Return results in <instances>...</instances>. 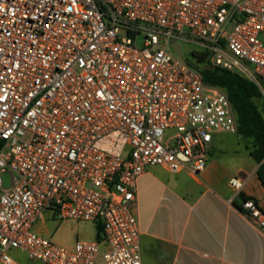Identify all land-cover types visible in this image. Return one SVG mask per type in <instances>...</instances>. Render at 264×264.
Wrapping results in <instances>:
<instances>
[{"label":"built area","instance_id":"2783aa9c","mask_svg":"<svg viewBox=\"0 0 264 264\" xmlns=\"http://www.w3.org/2000/svg\"><path fill=\"white\" fill-rule=\"evenodd\" d=\"M175 42L205 51L193 64ZM206 66L248 79L264 103V0H0V264H21L13 251L27 264H141L138 178L199 175L214 135L239 137ZM240 208L264 233L257 202ZM46 213L99 224L100 237L56 245L32 231Z\"/></svg>","mask_w":264,"mask_h":264},{"label":"crops","instance_id":"0c3cea01","mask_svg":"<svg viewBox=\"0 0 264 264\" xmlns=\"http://www.w3.org/2000/svg\"><path fill=\"white\" fill-rule=\"evenodd\" d=\"M228 135H214L199 175L187 167L170 173L153 166L138 178L141 264H264V233L240 208L252 198L264 212L258 166L249 156L251 145L241 158L227 155ZM234 179L239 189L230 185Z\"/></svg>","mask_w":264,"mask_h":264},{"label":"trees","instance_id":"16d2710c","mask_svg":"<svg viewBox=\"0 0 264 264\" xmlns=\"http://www.w3.org/2000/svg\"><path fill=\"white\" fill-rule=\"evenodd\" d=\"M202 78L206 85L227 95L236 115L239 137L251 140L249 156L258 166L256 178L264 188V116L259 110L261 98L256 86L237 73L212 66L203 68ZM95 229L99 239L101 226L97 224Z\"/></svg>","mask_w":264,"mask_h":264},{"label":"rangeland","instance_id":"374dc122","mask_svg":"<svg viewBox=\"0 0 264 264\" xmlns=\"http://www.w3.org/2000/svg\"><path fill=\"white\" fill-rule=\"evenodd\" d=\"M181 49L188 61L193 64H196L198 61L193 52L205 51L204 48L192 42H182ZM258 106L262 116H264V103L259 101ZM223 142L229 147L227 155H234L238 158H241L247 148L251 145L250 140L242 139L236 135L226 136ZM3 182L5 188L10 187L11 182L8 174L3 175ZM44 218V222L37 220L34 223L32 231L42 235L46 239L51 240L53 243L61 247L71 249L78 240L92 241L96 238L95 224L92 222L72 220L60 221L57 220V217H55L54 220L51 218L50 213H46ZM11 256L18 260L21 264H27L24 254L13 251L11 252Z\"/></svg>","mask_w":264,"mask_h":264},{"label":"water","instance_id":"95a60500","mask_svg":"<svg viewBox=\"0 0 264 264\" xmlns=\"http://www.w3.org/2000/svg\"><path fill=\"white\" fill-rule=\"evenodd\" d=\"M172 48L174 50V53L179 56H183V52L179 49L178 42H175L172 44Z\"/></svg>","mask_w":264,"mask_h":264}]
</instances>
